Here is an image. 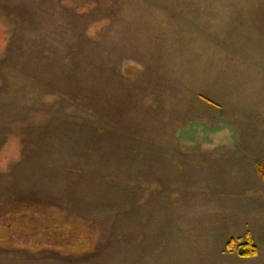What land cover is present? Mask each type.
I'll return each mask as SVG.
<instances>
[{
    "label": "rangeland",
    "instance_id": "rangeland-1",
    "mask_svg": "<svg viewBox=\"0 0 264 264\" xmlns=\"http://www.w3.org/2000/svg\"><path fill=\"white\" fill-rule=\"evenodd\" d=\"M263 65L264 0H0V264H264Z\"/></svg>",
    "mask_w": 264,
    "mask_h": 264
},
{
    "label": "trees",
    "instance_id": "trees-1",
    "mask_svg": "<svg viewBox=\"0 0 264 264\" xmlns=\"http://www.w3.org/2000/svg\"><path fill=\"white\" fill-rule=\"evenodd\" d=\"M254 168L256 169L261 182L264 184V163L255 162ZM226 248L229 251H235V253L243 259L254 258L257 255V248L248 235L245 241L241 238L237 240L230 239L226 244Z\"/></svg>",
    "mask_w": 264,
    "mask_h": 264
},
{
    "label": "crops",
    "instance_id": "crops-1",
    "mask_svg": "<svg viewBox=\"0 0 264 264\" xmlns=\"http://www.w3.org/2000/svg\"><path fill=\"white\" fill-rule=\"evenodd\" d=\"M258 70V69H257ZM259 71H264V65H263V68L262 69H259ZM264 75V74H263ZM262 75V76H263ZM263 78H264V76H263ZM264 80V79H263ZM261 91L264 93V89L263 88H261ZM263 121V127H261V137L263 136L264 137V119L262 120ZM259 130V129H258Z\"/></svg>",
    "mask_w": 264,
    "mask_h": 264
}]
</instances>
